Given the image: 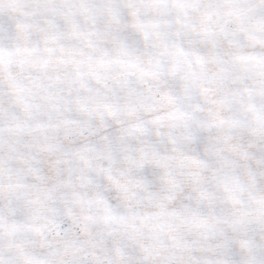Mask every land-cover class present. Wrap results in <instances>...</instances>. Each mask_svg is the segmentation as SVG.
Returning <instances> with one entry per match:
<instances>
[{"label":"clouds","instance_id":"obj_1","mask_svg":"<svg viewBox=\"0 0 264 264\" xmlns=\"http://www.w3.org/2000/svg\"><path fill=\"white\" fill-rule=\"evenodd\" d=\"M0 264H264V0H0Z\"/></svg>","mask_w":264,"mask_h":264}]
</instances>
